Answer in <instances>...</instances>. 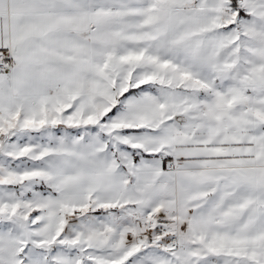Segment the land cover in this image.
Listing matches in <instances>:
<instances>
[{"label": "snow or ice", "instance_id": "6c2138e0", "mask_svg": "<svg viewBox=\"0 0 264 264\" xmlns=\"http://www.w3.org/2000/svg\"><path fill=\"white\" fill-rule=\"evenodd\" d=\"M0 264H264V0H0Z\"/></svg>", "mask_w": 264, "mask_h": 264}]
</instances>
